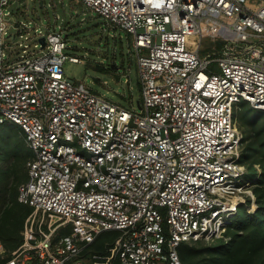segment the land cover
<instances>
[{
  "label": "built area",
  "instance_id": "obj_1",
  "mask_svg": "<svg viewBox=\"0 0 264 264\" xmlns=\"http://www.w3.org/2000/svg\"><path fill=\"white\" fill-rule=\"evenodd\" d=\"M15 1L0 0V125L33 151L18 194L32 210L0 264H184L182 242L231 240L257 206L235 111L264 109V0H80L131 34L139 109L65 76L82 59L61 27L20 48Z\"/></svg>",
  "mask_w": 264,
  "mask_h": 264
},
{
  "label": "rangeland",
  "instance_id": "obj_2",
  "mask_svg": "<svg viewBox=\"0 0 264 264\" xmlns=\"http://www.w3.org/2000/svg\"><path fill=\"white\" fill-rule=\"evenodd\" d=\"M9 10L11 14L7 18L12 23L9 32L16 34L15 41L21 44L20 48H26V44L32 46L38 36L42 33L46 34L49 28L61 27L68 41L66 51L82 59L79 62L67 59L63 65L65 76L84 82L108 99L126 107L139 109L142 90L136 54L132 36L125 29L109 24L97 11L80 0H22L13 2ZM19 27L23 30H18ZM249 105L253 106L250 102ZM5 124L13 125V131L15 130L16 133L10 140L1 142L0 154L20 138L22 142L24 140L26 147L30 148L26 134L24 138L23 133L18 130L19 125L12 122ZM2 126L0 125V132L3 130ZM239 129L243 138L244 127L239 126ZM2 156L0 155V166L7 163ZM30 157L31 155L26 159L21 157L17 176L23 177L28 170ZM259 165L256 164L257 167ZM256 169L249 168L246 177L251 178ZM23 182L18 184V190ZM242 209L240 208L241 211ZM113 241H107L105 244L108 246ZM201 242L200 244L190 242V244L201 248L216 241L201 240Z\"/></svg>",
  "mask_w": 264,
  "mask_h": 264
},
{
  "label": "trees",
  "instance_id": "obj_3",
  "mask_svg": "<svg viewBox=\"0 0 264 264\" xmlns=\"http://www.w3.org/2000/svg\"><path fill=\"white\" fill-rule=\"evenodd\" d=\"M235 114L237 124L244 127L241 161L248 169L251 167L256 169L257 163L262 167L258 178L257 169L252 176L255 178L253 190L256 195V209L248 212L243 208L235 217L228 228L231 235L228 242L215 240V243L201 248L191 245L190 242H182L179 246V255L184 264H264V110L250 106L248 101L242 100L238 103ZM1 125L3 130L0 132V144L10 140L16 133L13 131V125L5 123ZM18 130L25 138L24 130L20 126ZM0 155L7 161L0 166V238L6 248L5 258L0 262H5L12 251L22 243L24 223L32 210L30 205L18 199V184L27 180L28 170L23 177H19L17 169L21 157L25 159L30 155L32 157L33 151L26 147L24 140L22 142L20 138L12 146L6 147L5 152ZM14 174L16 175L13 176ZM116 235V232L102 233L93 243L92 251L106 253L108 246L105 243L114 240ZM192 243L202 242L199 240Z\"/></svg>",
  "mask_w": 264,
  "mask_h": 264
}]
</instances>
